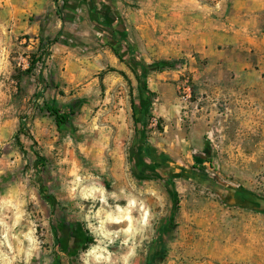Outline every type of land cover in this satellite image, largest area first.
<instances>
[{
    "label": "rangeland",
    "instance_id": "obj_1",
    "mask_svg": "<svg viewBox=\"0 0 264 264\" xmlns=\"http://www.w3.org/2000/svg\"><path fill=\"white\" fill-rule=\"evenodd\" d=\"M80 1L0 0V264H264V12L205 45L166 0H115L137 58L175 65L148 74L137 132L129 53ZM46 105L75 111L58 128Z\"/></svg>",
    "mask_w": 264,
    "mask_h": 264
},
{
    "label": "trees",
    "instance_id": "obj_2",
    "mask_svg": "<svg viewBox=\"0 0 264 264\" xmlns=\"http://www.w3.org/2000/svg\"><path fill=\"white\" fill-rule=\"evenodd\" d=\"M71 1L72 0H64V6L58 12L60 15L66 8H68V4ZM75 1H78V0H75ZM84 2L90 6V11L93 15V18L96 19L94 20L95 26L103 30V32H105L106 34H110L108 33V31L112 27L110 23H112L113 21L118 22L120 25H122V23L117 18L112 17V13L117 12V6H116L115 0H84ZM75 5L77 7V4ZM98 6H102L105 12L104 13L101 12ZM76 7H73L72 10H75ZM68 16L71 17V15H68ZM110 36L112 38L111 34L109 35V37ZM122 38L123 39L121 43H114L113 45L110 46V48L115 54V56L123 63H125L126 61L122 58L121 54L119 53L118 51L119 48H121L122 46H125L129 53L130 59L128 61V67L132 71V73L135 75L136 80H137L138 90L143 97L140 107L136 106L134 100L132 101L133 117L135 120L136 130L138 132L143 127V122L145 118L147 117L149 108L152 104L153 93L149 91L148 86H147L148 74L151 72H162L163 70L167 68H173L175 65L172 63H168V62H158L152 65H149L145 63L144 61L139 60L136 56V47L134 43L130 41V39L125 34L123 35ZM57 41L58 39L56 37V39L54 38V41L51 42V44H54ZM42 42H44V39L42 40ZM37 62L38 61H35V59L32 60L29 66V69L27 70L28 73H31L34 70ZM138 70L140 72H138ZM46 108H47L48 113L55 119V122L58 128H62L64 125H66L69 118L73 116L74 111H75L74 106H70L67 109V108H59V107H56L55 105H46ZM23 134L27 136L28 138L34 140L29 131H23ZM36 156H37V165L42 164L44 162V159L40 157L38 153H36ZM145 156L151 160L153 169H156V167H158L157 153L153 152V150L150 147H146ZM203 178H206V177L204 176ZM39 182H40L41 194H44L46 189L45 187H43L41 179H39ZM166 186L168 188L169 194L172 199V212H171L170 221H169V230H172L173 227L175 226L174 224L175 215L179 208V197H178L179 195L176 190L175 184L172 181L167 183ZM48 201L52 205H54V201L51 198H48ZM262 204H264L263 201H262ZM92 242H93L92 238L86 239V244H89Z\"/></svg>",
    "mask_w": 264,
    "mask_h": 264
},
{
    "label": "crops",
    "instance_id": "obj_3",
    "mask_svg": "<svg viewBox=\"0 0 264 264\" xmlns=\"http://www.w3.org/2000/svg\"><path fill=\"white\" fill-rule=\"evenodd\" d=\"M170 3L169 11L164 16L171 21L170 29L181 31L188 30L189 34H196L203 37H210L212 41L205 45L215 43V38L222 37L227 44L239 42L241 35L258 24V18L264 12V0H166ZM33 3L49 4L50 0H32ZM84 2V0H83ZM85 3V2H84ZM193 3L197 6L195 11L183 8L185 4ZM81 5V1L72 0L69 3ZM178 5V6H177ZM174 6V7H173ZM44 9V7H42ZM55 9V7H54ZM39 10L38 12H41ZM55 13V12H54ZM203 21V23H191L189 21ZM177 21H180L179 23ZM206 21V22H204ZM256 23H255V22ZM62 24L63 21H62ZM178 25V28L176 27ZM62 28V27H61ZM131 41V40H130ZM55 47V44H51Z\"/></svg>",
    "mask_w": 264,
    "mask_h": 264
},
{
    "label": "flooded vegetation",
    "instance_id": "obj_4",
    "mask_svg": "<svg viewBox=\"0 0 264 264\" xmlns=\"http://www.w3.org/2000/svg\"><path fill=\"white\" fill-rule=\"evenodd\" d=\"M110 25L112 27L110 28V30H109L110 32L108 31V33H110L112 35V39H114V41L116 43H121V41L123 39L122 37L124 35L123 34L124 32L121 29L120 24L118 22L113 21L112 23H110ZM235 196H236V194H235ZM242 197H243V194H242Z\"/></svg>",
    "mask_w": 264,
    "mask_h": 264
},
{
    "label": "water",
    "instance_id": "obj_5",
    "mask_svg": "<svg viewBox=\"0 0 264 264\" xmlns=\"http://www.w3.org/2000/svg\"><path fill=\"white\" fill-rule=\"evenodd\" d=\"M244 207H245V206H244ZM247 207H249V208L251 207L252 209H255V208H256V207H252V206H247Z\"/></svg>",
    "mask_w": 264,
    "mask_h": 264
}]
</instances>
